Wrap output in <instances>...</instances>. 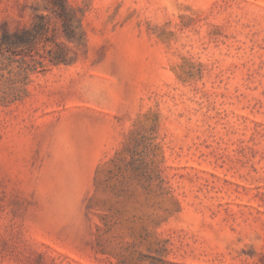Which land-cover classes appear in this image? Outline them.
Wrapping results in <instances>:
<instances>
[{
    "label": "rangeland",
    "instance_id": "374dc122",
    "mask_svg": "<svg viewBox=\"0 0 264 264\" xmlns=\"http://www.w3.org/2000/svg\"><path fill=\"white\" fill-rule=\"evenodd\" d=\"M0 264H264V0H0Z\"/></svg>",
    "mask_w": 264,
    "mask_h": 264
}]
</instances>
